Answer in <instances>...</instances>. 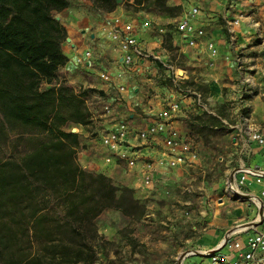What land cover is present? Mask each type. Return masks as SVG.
Segmentation results:
<instances>
[{
	"label": "crops",
	"instance_id": "obj_1",
	"mask_svg": "<svg viewBox=\"0 0 264 264\" xmlns=\"http://www.w3.org/2000/svg\"><path fill=\"white\" fill-rule=\"evenodd\" d=\"M167 3L179 7V14L161 13L149 17L128 10L122 4L111 12H103L96 9L91 0H71L68 7L57 13L67 32L62 49L68 60L59 66L54 83L66 81L75 88L94 89L92 93L97 106L102 104L103 109L110 104L109 111L96 106L90 108L94 111L91 126L95 125L96 138L89 136L88 125L82 126L84 138L80 140L84 147L80 161L85 169L117 178L123 167H128L101 143L105 131L118 121H124L130 129L129 143L139 148L142 158L136 167H128L132 173L129 176L133 178L129 186L145 190L141 185L145 160L154 165L155 179L151 189L159 188L161 180L168 178L169 174H172L170 178H176L175 173L180 168H170L166 161L168 157H165L164 164L160 162L165 150L162 139L141 141L137 132L153 122L171 102H178L180 108L174 115L172 126L183 138L191 140L189 126L195 127L198 122L219 124L231 131L234 158L224 180L226 188L228 178L238 166L264 169V145L245 139L241 132L243 128H258L264 134V54L261 53L264 48V0H167ZM193 6L200 12L191 21L195 27L205 30V36L198 44L190 46L188 37L175 26ZM117 18L136 25L138 40L150 53L149 58H135L132 66H125L123 52L109 36ZM144 19L151 20L153 26L142 27ZM158 27H164L165 32H158ZM168 34L172 44L183 53V64L170 57L165 45ZM208 39L216 42V57L209 54L205 44ZM86 50H91L92 56L83 64H77V57ZM179 70H183L182 75ZM103 71L111 73L113 81L101 78ZM117 73L122 76L116 77ZM119 84L124 85L122 93L118 91ZM192 112L195 117L190 116ZM210 116L219 121L212 123ZM197 164L198 161L194 163ZM200 188L205 190V185ZM261 189L262 186L253 179L247 180L245 190L249 194L261 196ZM236 200L239 203L210 201L208 208L199 211L198 218L207 224L202 227L199 243L185 249L197 253L186 255L181 264H213L201 254L202 251L218 246L229 231H233L232 237L237 239H244L254 232L251 226L237 228L258 219V206L250 200ZM263 228L264 222L256 229ZM196 257L200 260L190 261Z\"/></svg>",
	"mask_w": 264,
	"mask_h": 264
},
{
	"label": "trees",
	"instance_id": "obj_2",
	"mask_svg": "<svg viewBox=\"0 0 264 264\" xmlns=\"http://www.w3.org/2000/svg\"><path fill=\"white\" fill-rule=\"evenodd\" d=\"M91 1L103 12L119 4ZM70 2L0 0V125L47 134L18 159L0 157V264H94L103 240L95 219L103 210L135 219L145 214L132 188L78 161L80 134L72 128L89 124L86 95L94 89L54 83L68 60L62 49L67 32L57 13ZM121 2L134 12L149 5L170 15L179 9L167 0Z\"/></svg>",
	"mask_w": 264,
	"mask_h": 264
},
{
	"label": "rangeland",
	"instance_id": "obj_3",
	"mask_svg": "<svg viewBox=\"0 0 264 264\" xmlns=\"http://www.w3.org/2000/svg\"><path fill=\"white\" fill-rule=\"evenodd\" d=\"M119 4L125 7L123 2ZM180 10V8L177 9L172 15H178ZM139 12L149 17L161 14L152 5L146 6ZM165 41L167 47L171 44V49H167L172 60L183 64V53L172 44L171 38L169 40L166 37ZM261 53L264 54V48ZM42 88H46L45 84ZM76 89L80 90L78 87ZM262 98L264 99V94ZM96 101L93 93H87L86 104L91 117L94 111L90 108L96 106L102 109V104L97 106ZM104 109L105 106L102 110ZM195 115L194 112L190 114L191 117ZM92 123L91 118L87 129H89V136L96 138L97 132H95V125L91 126ZM212 123L215 122L212 121ZM189 128L191 130L190 142L198 152L199 165L195 166L192 163L177 167L180 171L175 173L176 178H170L172 174H169L168 178L161 180L159 188L154 189H151L153 183L146 184L142 176L141 185L146 191L129 186L133 178H130L129 174L132 173L125 165L117 178L110 177L115 185L127 186L134 190V196L145 205V214L142 218L135 219L117 209L103 210L95 219L103 240L99 248L98 259L94 264H180L181 252L199 243L202 227L207 224L206 221L198 218L199 211L203 207L208 208L210 201L218 204L239 203L236 199L230 200L227 189L224 188V180L234 158L231 131L219 124H202L201 122ZM72 131L82 134L80 139L84 138L82 126L79 128L73 126ZM46 136V133H41L30 126L0 125V157L18 159L34 149ZM83 147L80 144L77 151L80 164V152ZM203 185H205V190L200 188ZM185 210H189L190 214L186 215ZM198 259L200 260L196 257L190 261L195 262Z\"/></svg>",
	"mask_w": 264,
	"mask_h": 264
},
{
	"label": "built area",
	"instance_id": "obj_4",
	"mask_svg": "<svg viewBox=\"0 0 264 264\" xmlns=\"http://www.w3.org/2000/svg\"><path fill=\"white\" fill-rule=\"evenodd\" d=\"M198 7L193 6L186 15L182 17L175 28L182 34L188 37V45L195 46L205 36L203 28L195 27L192 18L199 14ZM235 23L238 21L235 20ZM144 28H151L153 23L149 19H144L141 23ZM158 32L164 33V27H158ZM110 38L118 43V47L123 52V63L126 67L134 64L135 58H149L151 55L145 51L137 37V27L131 21H122L115 19L113 26L109 32ZM206 47L212 57L218 55V47L213 39H208ZM92 56L91 50H86L77 57L76 63L81 65L87 58ZM154 58L160 59L159 56ZM240 59V58H239ZM238 60V59H237ZM212 62L211 64H213ZM169 67H172L169 65ZM101 78L106 81H113V75L107 71L100 73ZM122 73H117L116 77L120 78ZM119 93L124 90V85H118ZM180 105L178 102H171L166 108L161 110L156 119L149 123L144 129L137 132V136L141 141H149L154 139H162L165 146L161 163H165V157H168L167 164L170 168L184 166L195 163L198 158V152L193 147L190 140L183 136L172 126L174 115L179 111ZM110 104L105 106V110L109 111ZM242 136L250 141H256L260 145H264V134L258 128L241 129ZM130 129L129 125L124 121H118L112 128L105 131L101 136V143L117 157L124 161L128 167L134 168L140 158V151L137 146H132L129 143ZM110 160V157L107 159ZM142 176L144 182L151 185L154 181V165L151 161L145 160L143 163ZM253 179L256 183L262 186L261 196L251 195L245 190L248 179ZM228 194L237 199H244L239 195H248L250 200L255 203L260 209L264 207V169L254 168L247 165L238 166L228 178L226 183ZM185 214L189 215L190 211L185 210ZM260 219V215L257 221ZM264 222V219L262 223ZM261 223V224H262ZM259 226V225H258ZM258 226L251 228L254 232L249 233L244 239L232 237L233 231H229L222 242L210 249L202 251L201 254L208 257L213 264H264V228L256 229ZM188 254L197 253L195 250H185ZM185 255V256H186Z\"/></svg>",
	"mask_w": 264,
	"mask_h": 264
},
{
	"label": "water",
	"instance_id": "obj_5",
	"mask_svg": "<svg viewBox=\"0 0 264 264\" xmlns=\"http://www.w3.org/2000/svg\"><path fill=\"white\" fill-rule=\"evenodd\" d=\"M118 2H121V0H118ZM57 18L59 19V17H57ZM179 74L182 75V74H183V70H179ZM74 130H75V129H74ZM239 196H242V198H244V199H250V196H248V195H239V194H237V197H239ZM235 199H237V198H235ZM263 210H264V207H263V205H261V207H260V209H259L260 219L257 220V221H253V222H251V225H250V226H254V227H256V226H258V225H260V224L262 223V221H263V219H264ZM186 253H187V251H183V252L181 253V255H180V257H179V263H180V264H181L183 258L185 257Z\"/></svg>",
	"mask_w": 264,
	"mask_h": 264
},
{
	"label": "bare ground",
	"instance_id": "obj_6",
	"mask_svg": "<svg viewBox=\"0 0 264 264\" xmlns=\"http://www.w3.org/2000/svg\"><path fill=\"white\" fill-rule=\"evenodd\" d=\"M263 215H264V210H263ZM250 225H251L250 222H247V223H244V224H240L237 229L243 228V227H247V226H250Z\"/></svg>",
	"mask_w": 264,
	"mask_h": 264
}]
</instances>
